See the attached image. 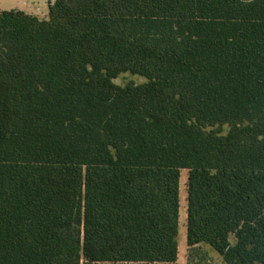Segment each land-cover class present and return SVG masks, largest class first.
<instances>
[{"label": "trees", "instance_id": "trees-1", "mask_svg": "<svg viewBox=\"0 0 264 264\" xmlns=\"http://www.w3.org/2000/svg\"><path fill=\"white\" fill-rule=\"evenodd\" d=\"M184 170L188 247L264 264V0L0 12V264L175 263Z\"/></svg>", "mask_w": 264, "mask_h": 264}, {"label": "rangeland", "instance_id": "rangeland-1", "mask_svg": "<svg viewBox=\"0 0 264 264\" xmlns=\"http://www.w3.org/2000/svg\"><path fill=\"white\" fill-rule=\"evenodd\" d=\"M54 0H0V12L2 11H23L28 15L38 17L41 20H46L49 18V4ZM147 80L138 75H132L130 73H126L121 75L118 79L115 80V83L119 86H125L128 83H134L135 85H141L146 83ZM229 131V127H223V133L227 134ZM187 178L188 172L182 171L181 177V212H180V226H179V249L183 250H211L213 253H216L210 247H203L197 249H188L186 245L187 241V204H186V190H187ZM186 255L184 252H181V256ZM188 256V254H187ZM212 261L213 264L215 260L209 255L203 253V251H190L189 253V262L191 264H206L207 261Z\"/></svg>", "mask_w": 264, "mask_h": 264}, {"label": "crops", "instance_id": "crops-1", "mask_svg": "<svg viewBox=\"0 0 264 264\" xmlns=\"http://www.w3.org/2000/svg\"><path fill=\"white\" fill-rule=\"evenodd\" d=\"M186 245H187V241H186ZM203 247H207L208 248V246L202 245V246L194 247L193 249L203 248ZM188 249H191V248L188 247ZM185 251H186V255L181 256V252H184V254H185ZM190 251H195V252L203 251V253L209 254L215 260L216 264H226L224 262L223 258L219 254H215L211 250H183V251H181L180 249H179V254H178L177 261L175 263H172V264H191L189 262V253H190ZM187 254H188V256H187ZM98 264H166V263H98Z\"/></svg>", "mask_w": 264, "mask_h": 264}, {"label": "built area", "instance_id": "built-area-1", "mask_svg": "<svg viewBox=\"0 0 264 264\" xmlns=\"http://www.w3.org/2000/svg\"><path fill=\"white\" fill-rule=\"evenodd\" d=\"M206 264H213L212 261L208 260Z\"/></svg>", "mask_w": 264, "mask_h": 264}]
</instances>
